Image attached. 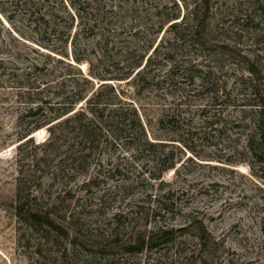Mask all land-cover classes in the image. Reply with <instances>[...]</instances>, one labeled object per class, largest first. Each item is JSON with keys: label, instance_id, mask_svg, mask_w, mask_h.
Segmentation results:
<instances>
[{"label": "rangeland", "instance_id": "374dc122", "mask_svg": "<svg viewBox=\"0 0 264 264\" xmlns=\"http://www.w3.org/2000/svg\"><path fill=\"white\" fill-rule=\"evenodd\" d=\"M26 1L0 0V47L11 35L38 46ZM210 5L202 37L192 24L162 31L154 81L125 88L162 147L99 135L80 168L76 143L48 146L45 128L17 147L0 118V264H264V157L248 146L264 95V0ZM87 42L95 71L121 73V37ZM164 229L175 236L128 249Z\"/></svg>", "mask_w": 264, "mask_h": 264}, {"label": "trees", "instance_id": "16d2710c", "mask_svg": "<svg viewBox=\"0 0 264 264\" xmlns=\"http://www.w3.org/2000/svg\"><path fill=\"white\" fill-rule=\"evenodd\" d=\"M170 1L171 5L162 0H27L25 13L38 46L11 35L12 42L0 47V118L7 116L16 125L10 143L21 147L34 142L32 134L47 128L48 146L65 139L77 144L73 154L80 168H85L82 160L90 155V141L99 135L112 145L129 138L136 149L162 147L165 143L156 142L151 133L152 120L143 119L141 106L125 98L129 91L125 88L134 87L139 93L154 81L151 67L163 42V38L157 42L162 31L192 24L194 35L202 37L211 13L210 0L193 5L188 0ZM189 6L191 12L186 14ZM90 35H98L104 47L121 37L125 51H120L119 75L95 71L87 42ZM83 63L88 65L86 72ZM95 79L106 82L96 87ZM259 102L248 140L257 159L264 157V95ZM173 167L174 163L167 168ZM30 216L39 217L34 212ZM261 232L264 235V221ZM173 236V229H164L140 237L128 249L141 252Z\"/></svg>", "mask_w": 264, "mask_h": 264}, {"label": "bare ground", "instance_id": "6f19581e", "mask_svg": "<svg viewBox=\"0 0 264 264\" xmlns=\"http://www.w3.org/2000/svg\"><path fill=\"white\" fill-rule=\"evenodd\" d=\"M45 132V128H41L39 130H37L36 132H34V134H32V136H40L41 134H43ZM42 137V136H41ZM40 138V137H39ZM12 148V147H11ZM172 172V171H171ZM170 173V172H169Z\"/></svg>", "mask_w": 264, "mask_h": 264}, {"label": "water", "instance_id": "95a60500", "mask_svg": "<svg viewBox=\"0 0 264 264\" xmlns=\"http://www.w3.org/2000/svg\"><path fill=\"white\" fill-rule=\"evenodd\" d=\"M104 83V82H103ZM33 137H34V135H33Z\"/></svg>", "mask_w": 264, "mask_h": 264}]
</instances>
